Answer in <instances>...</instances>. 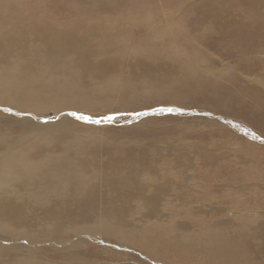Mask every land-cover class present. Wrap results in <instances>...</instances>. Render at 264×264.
Returning <instances> with one entry per match:
<instances>
[{"label": "bare ground", "instance_id": "6f19581e", "mask_svg": "<svg viewBox=\"0 0 264 264\" xmlns=\"http://www.w3.org/2000/svg\"><path fill=\"white\" fill-rule=\"evenodd\" d=\"M17 5L16 0H0V264H84L80 256L87 239L119 243L133 238L145 219H155L162 225L165 213L173 209L182 211L183 191L175 195L169 192L175 176L186 179L171 170L180 162L178 156L166 159L164 155L165 163L148 171L146 166L150 165L142 164L147 160L139 158L138 150L126 140H119L118 133L102 130L98 135L87 124L98 126L121 120V116L107 115L105 120L95 117L99 115L96 113H110L114 106L140 108L143 103L153 101L147 95L156 97L157 102L179 104L206 97V105L211 104L209 94H216L213 100H217L218 86L229 74L223 75L210 67L213 58L209 53L204 57V51L198 52L201 60L193 57L187 49L190 45L165 53L164 37L150 42L144 41L145 36L132 34V28L141 29L140 20L42 22L26 17L29 11L23 10V14ZM174 38L181 37L171 36L172 41ZM222 49L228 51L226 47ZM169 56L174 61L168 60ZM207 76L215 77V81L206 88L200 81ZM117 78L122 81L113 86ZM254 82L261 84L264 92V73L257 74ZM168 84L175 89L172 96L163 88ZM179 90L186 94H177ZM228 92L219 100L229 103L230 107L224 109L227 114L230 109L241 114L245 105L253 110L262 109L260 97L255 93ZM111 95L117 97V104L105 99ZM48 111L56 114L58 120L44 117ZM10 113L20 119L7 123L5 117L11 116ZM80 114H92V118L82 116L78 121ZM252 115L264 117L258 111ZM174 133L179 137L177 129ZM216 142L213 139L211 145ZM209 148L205 154L196 155H207V160L212 156L221 163L222 156ZM154 179L167 181L156 183ZM212 181L218 182L216 177ZM250 187L241 188L248 191L246 195H252ZM241 206L242 203L234 216L223 217L220 213L224 209L212 208L201 216L211 228L204 236L207 248L183 247L185 242L194 243L199 236V230L192 224L191 234L180 242L173 232L165 236L166 231L148 238L149 247L143 249V256L160 264H190L192 260H201L202 252L207 251L204 256L222 255L224 264L240 259L245 264H264V217L256 220L248 206L245 208L248 212ZM195 221L198 222L193 219L192 223ZM170 229L186 231L187 227L175 222Z\"/></svg>", "mask_w": 264, "mask_h": 264}, {"label": "rangeland", "instance_id": "374dc122", "mask_svg": "<svg viewBox=\"0 0 264 264\" xmlns=\"http://www.w3.org/2000/svg\"><path fill=\"white\" fill-rule=\"evenodd\" d=\"M16 1L18 3L17 6H20L22 12L23 10L25 13L29 11L27 12L29 15L26 17L29 16V19L33 18V20H41L42 22L52 21L66 24H79V22L82 21L81 23L85 24L93 20H109L113 23L117 21L140 20L142 23L141 29L137 30L136 28H132V34L138 33L140 36H145L146 38L144 41L148 40L150 42L159 37H164L162 45L164 46L165 53L174 49L177 50L178 48L184 49V45H190L187 49L191 52L193 57H199L198 59L201 60L202 57L198 52L204 51V57H208L207 54L209 53V57L211 56L210 58H213V63L210 64V67L215 68L223 75L227 76L229 74L227 77H224V80L222 79V83L220 82L218 86L220 90L218 99L214 101L213 99L216 98V94H209V98L212 100L210 101L211 104L206 105V97L189 104H179L176 102H157L156 97L147 95V99L152 98L153 101L143 103L140 108H117V106H114L110 113H96L99 115L95 117L105 120L107 115L110 117L121 116V120L115 119L116 121L114 120V123L102 122L98 126L87 124V127H94L89 129H95L98 135H101L102 130L118 133L119 140H126L131 147L133 146V149L138 150L139 158H145L147 160L146 163L142 164L150 165L146 166L148 167V171H152V167L162 165L163 162L165 163L162 156L165 155L166 159L178 156L180 162L177 164L174 162L172 166L175 164L176 166L171 167V170L174 169L176 174H183L188 180L175 176L173 181H171L173 182L171 193L169 192V195H175L176 192L183 191V197H181L180 200L185 202V208L182 209L184 213L180 210L176 212L174 209L168 212L169 214L165 213L164 219L161 220L163 222L162 225L156 223L155 219L152 220V218H147L142 224V229L133 238L121 240L119 243L87 239L80 256L84 264H160L159 261L155 259H151L150 257V259H148L143 256L145 254L143 249L149 247V245H147V239L155 237L154 235L159 236L161 231H166L167 234L165 236L168 237L169 232H173L175 233L176 239L180 242V240H183L184 236H189L191 234L192 224L195 226L193 227L195 230H199V236L194 240V243L185 242V246L183 247L190 248L192 246H198L200 249L207 248L204 239L206 237L204 236H206L211 228L207 221L202 219L201 216H203L209 208L217 210L224 209L225 213L223 212L220 214H222L223 217H230L232 215L234 216L233 212H237L242 203L240 209H244V211L248 212V210L245 209L248 206L256 220H260L264 217V126L262 125L264 124L262 120L264 117L253 118L252 115L254 111H258L260 114L264 115V92L261 90V84H256L254 82L257 78V74L261 76L264 73V0ZM29 2L31 3L30 5ZM83 12L85 15H83ZM93 15L98 17L95 18ZM171 36H180L181 38L180 40L174 38L172 41ZM254 39H256V41H253ZM223 47L228 48V51H224L222 49ZM192 48H195L194 52ZM227 53L229 54L227 55ZM168 60L174 61L172 56H169ZM258 61L262 63L263 67H261L262 65L258 66ZM253 64L256 65V67ZM233 72L235 73L231 74ZM34 73L36 72L33 71V74ZM243 74H246V77ZM240 76H244V79H241ZM236 77L238 78L237 80L235 79ZM214 78H211V80L209 76H207L204 79L201 78V81L199 80L201 84L195 80H193V83L196 82L198 85L203 84V86L205 84L204 87L207 88L211 81H215ZM121 81L120 78H117L116 81L113 82V86L121 83ZM163 88L170 92L167 94L169 96H172V92H175V89L173 91V88H171L169 84ZM228 91H241L246 94L255 93L258 98L260 97L262 109L253 110V108H249L245 105V107L242 106L241 108V114L237 109L235 110L237 113H234V111L230 109L229 111H231V113L227 114L224 109L229 103L224 102L223 104V102L219 100L222 94L226 93V95H228L230 93ZM182 93L180 90L177 91L179 95L186 94L184 91ZM92 95H95V93ZM109 97L110 98L105 99L111 100L115 104L118 103L115 95ZM58 101L60 102L61 100ZM58 101H56V103H58ZM180 102H184V100L180 99ZM88 103L95 104L98 102L88 101ZM229 107L230 105L227 108ZM10 115L12 117H5L7 123H14L20 119V116L17 114L10 113ZM71 116L73 117L74 115ZM82 116L84 119H86V117L92 118L90 117L92 114H80L78 116V119H80L77 120L81 121ZM44 117L51 121L59 118L51 111L46 112ZM261 125L262 127H260ZM175 129L178 130L179 137L174 133ZM224 129L228 132L227 134L223 131ZM203 136L205 137L204 140L202 139ZM237 138H239V140ZM213 139H216L217 142L211 145ZM209 146L211 147L209 148ZM208 148L222 156L221 163L216 162L210 155V160H207V155L202 157L196 155L198 153L205 154ZM184 150L188 151L185 152ZM193 163L194 165H191ZM212 177H216V182H218L213 183ZM154 181L156 183H161L167 181V179L160 181L154 179ZM184 181L187 182L185 183ZM190 182L194 184L190 185ZM176 183L182 186L178 187ZM250 184L252 187H250ZM243 185H248L250 187L249 189H251V191L253 190L251 192L253 194L246 195L248 191H242L241 187ZM200 195H204L205 198H202L203 196L200 197ZM190 209L192 210L190 211ZM214 216L217 217V215ZM193 219H196L198 222L195 221V223H192ZM175 222L184 223L187 227L186 231L179 229L171 230L170 226L175 224ZM147 231L148 233H146ZM152 232L153 235L151 234ZM127 246H130V248ZM181 251H183V249ZM206 253L207 251L202 252V259H198V261L192 260L191 263L224 264L222 255H212V253H209V256H204ZM174 255L178 256L176 252ZM188 262L189 261H187V263ZM182 264H186V262ZM230 264L245 263L240 259Z\"/></svg>", "mask_w": 264, "mask_h": 264}, {"label": "snow or ice", "instance_id": "6c2138e0", "mask_svg": "<svg viewBox=\"0 0 264 264\" xmlns=\"http://www.w3.org/2000/svg\"><path fill=\"white\" fill-rule=\"evenodd\" d=\"M81 119H83V117H81Z\"/></svg>", "mask_w": 264, "mask_h": 264}]
</instances>
